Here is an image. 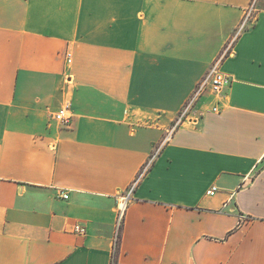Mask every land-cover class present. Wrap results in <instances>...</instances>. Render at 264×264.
Listing matches in <instances>:
<instances>
[{
    "label": "crops",
    "instance_id": "0c3cea01",
    "mask_svg": "<svg viewBox=\"0 0 264 264\" xmlns=\"http://www.w3.org/2000/svg\"><path fill=\"white\" fill-rule=\"evenodd\" d=\"M155 154L115 264H264V0H0V264H112Z\"/></svg>",
    "mask_w": 264,
    "mask_h": 264
},
{
    "label": "built area",
    "instance_id": "2783aa9c",
    "mask_svg": "<svg viewBox=\"0 0 264 264\" xmlns=\"http://www.w3.org/2000/svg\"><path fill=\"white\" fill-rule=\"evenodd\" d=\"M254 9H255L254 5H251L248 8V10L246 12L245 19H244V21H243V23L241 25V28L239 29V32L244 28L246 22L252 16V13H253ZM231 44L229 43L227 45V47L225 48V50L223 51V53L221 54L219 59L211 66V68L209 69L208 73L199 82L198 86L196 87V89L194 90V92L192 93V95L190 96L188 101L186 102L185 106L183 107V109H182V111L180 113V116L175 121L174 126L168 132V135H167V137L165 139V142L169 139V137L172 134V132L179 125H181L184 122V120L186 119V117H187L188 113L190 112L191 108L193 107L195 102L199 99V97L203 94V92H204V90L206 89L207 86H211V89H212V91L214 93H220L231 82V77L221 70L222 61L228 55V53L230 51V48H231ZM53 118L59 124H61L62 126H69L71 124V121H72V112H71L70 106L66 105L63 108H61L58 112H56L53 115ZM155 156H156V154L149 161V163L146 164V166L144 167L141 175L134 181L131 189L129 190V193H127L125 196H122L120 198V201H119L120 205H119V212H118V219H117V234H116L115 243H114V245H115V247H114V259H113V263L112 264H115V255H116V250H117V247H118L119 229H120V226L122 224V220L124 218L127 200L129 198V196L131 195V193L133 192V190L136 187V185L138 184L141 176L149 168V166L152 163V161L154 160ZM217 191H218L217 187H212V188H210L207 191V195H214ZM64 197L67 198L68 195H64ZM75 230L79 234H85L86 233V229L83 226H81V225H76L75 226Z\"/></svg>",
    "mask_w": 264,
    "mask_h": 264
},
{
    "label": "trees",
    "instance_id": "16d2710c",
    "mask_svg": "<svg viewBox=\"0 0 264 264\" xmlns=\"http://www.w3.org/2000/svg\"><path fill=\"white\" fill-rule=\"evenodd\" d=\"M115 262H116V258H115Z\"/></svg>",
    "mask_w": 264,
    "mask_h": 264
}]
</instances>
